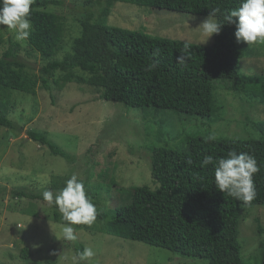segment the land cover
Masks as SVG:
<instances>
[{
	"label": "rangeland",
	"instance_id": "1",
	"mask_svg": "<svg viewBox=\"0 0 264 264\" xmlns=\"http://www.w3.org/2000/svg\"><path fill=\"white\" fill-rule=\"evenodd\" d=\"M46 9L64 15L65 37L54 58L71 51L81 33V21L97 10L95 0H57ZM208 15L116 2L108 16L111 25L144 30L152 35L198 45L207 42L200 24ZM7 26L0 25V57L15 42ZM242 50L239 70L246 75L264 76V44L237 43ZM18 52L29 71L42 76L46 60L31 52L25 41ZM76 77L62 87L49 77V89L39 84L35 95L11 94L9 118L17 128L0 126V264H73L76 243L92 248L89 264H207L205 259L183 256L141 241L120 238L101 231L99 217L85 229H77L76 242L63 241L61 221L54 219L57 208L44 200L15 198L17 186L33 190L64 184L73 174L82 180L89 198L99 211L128 207L131 186L157 187L150 173V149L167 146L181 150L182 136L196 134L212 138H264V100L244 92L230 91L216 80L215 97L219 109L211 115L128 107L118 101L100 99L98 91L83 79L88 74L75 69ZM80 77V79H79ZM16 95H19L17 97ZM21 128H18L20 127ZM46 132L63 151L74 157L66 160L28 138L27 131ZM85 181V182H84ZM59 213V212H58ZM60 214V213H59ZM258 224L263 228L258 232ZM264 238V205L248 208L239 226L238 240L248 264H262L258 241ZM30 253L24 257L22 249Z\"/></svg>",
	"mask_w": 264,
	"mask_h": 264
},
{
	"label": "trees",
	"instance_id": "2",
	"mask_svg": "<svg viewBox=\"0 0 264 264\" xmlns=\"http://www.w3.org/2000/svg\"><path fill=\"white\" fill-rule=\"evenodd\" d=\"M58 2L34 0L31 6L32 30L25 42L31 52L46 60L40 65L42 76L29 71L18 52L17 41L11 42L0 57V126L17 128L9 118L13 106L11 94L35 95L39 84L49 89V77L56 71L63 72L54 80L62 87L77 76L75 69L89 75L83 80L97 89L100 99L134 108L211 115L220 107L215 97L216 80L224 81L230 91L251 93L264 100V76L259 80L239 70L243 52L237 46L234 25L225 23L220 33L214 34L211 45H198L107 22L116 2L208 15L213 8L221 12L237 8L241 0H95L97 10L81 21L80 35L73 40L71 51L61 59L54 57L63 45L66 18L46 9ZM217 18L222 20L219 14ZM183 49H187L189 58L181 65L176 57ZM157 50L158 55L154 56ZM27 135L53 155L68 161L74 159L46 132L30 129ZM180 141L185 146L181 150L167 146L150 149V173L157 187H129L128 207L99 211L96 201L91 200L97 208V217L104 222L101 231L205 259L207 264H248L238 240L239 226L248 208L264 205V138L210 139L187 134ZM230 151L247 152L257 160L260 170L253 176L257 196L249 205L215 187L212 165L201 167L200 162L206 155L219 158ZM189 159L191 164L187 163ZM54 184L48 190L56 192L65 186V183ZM45 190L17 186L10 193L15 198L43 200ZM54 219L63 223L57 211ZM74 227L85 229L87 225ZM262 231L258 224V232ZM74 247L76 254L85 248L82 243ZM257 250L264 264V238L259 239ZM22 252L24 257L30 253L27 247Z\"/></svg>",
	"mask_w": 264,
	"mask_h": 264
},
{
	"label": "clouds",
	"instance_id": "3",
	"mask_svg": "<svg viewBox=\"0 0 264 264\" xmlns=\"http://www.w3.org/2000/svg\"><path fill=\"white\" fill-rule=\"evenodd\" d=\"M33 2L34 0H0V25L7 26L17 42L26 41L31 34L30 14ZM218 14L222 16V20L217 18ZM225 23L235 26L236 43L264 44V0H241L239 7L223 12L219 8L211 9L199 26L202 35L206 37L204 42L214 34L218 35ZM153 55H158V50ZM188 58L187 49H183L176 60L183 65ZM187 163L191 164V159ZM200 164L201 167L213 166L215 187L221 193L245 205L251 204L256 198L253 176L260 169L253 155L236 151H230L227 156L219 158L206 155ZM42 196L44 201L55 206L60 213L63 241L76 242L79 236L74 226H90L96 221L97 208L88 197L83 181L75 174L65 181V186L59 191L45 190ZM94 255L92 248L85 247L73 257V264H89Z\"/></svg>",
	"mask_w": 264,
	"mask_h": 264
}]
</instances>
